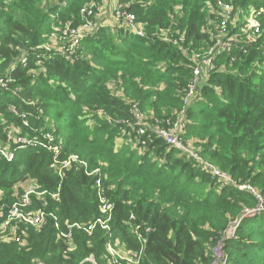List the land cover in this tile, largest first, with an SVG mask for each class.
Listing matches in <instances>:
<instances>
[{
	"label": "trees",
	"instance_id": "16d2710c",
	"mask_svg": "<svg viewBox=\"0 0 264 264\" xmlns=\"http://www.w3.org/2000/svg\"><path fill=\"white\" fill-rule=\"evenodd\" d=\"M95 1L101 0H0V77L9 87L0 85V147L14 151L12 159L0 151V212L24 193L18 184L32 178L61 228L46 216L41 227L17 224L6 241L3 213L0 264H94L91 256L112 264L100 224L90 233L72 229L71 244L61 234L70 231L66 220L90 225L101 215L97 180L114 204L113 242L141 253L140 264H211L220 232L243 210L264 208V12L253 41L241 31L245 19L229 25L233 47L217 54L216 68L186 105L190 56L214 43L208 29L221 21L212 10L218 0H119L144 23L145 37L99 23L70 58L53 42L46 48L55 27L80 24L82 9ZM223 1L235 10L264 6ZM164 30L184 33L187 52L161 39ZM133 103L144 114L141 124ZM183 111L185 142L255 192L223 184L152 130ZM17 136L30 143L20 147ZM72 155L87 165L73 163L62 179L56 167ZM95 169V176L86 172ZM223 251L227 264H264V209L242 218Z\"/></svg>",
	"mask_w": 264,
	"mask_h": 264
},
{
	"label": "built area",
	"instance_id": "2783aa9c",
	"mask_svg": "<svg viewBox=\"0 0 264 264\" xmlns=\"http://www.w3.org/2000/svg\"><path fill=\"white\" fill-rule=\"evenodd\" d=\"M96 7H97L96 2H91L82 9L81 11V16L83 20L82 24L80 23L78 25H75L73 20H68L64 23L63 27H55L53 32L50 34V36L52 35L53 38H51L50 41L47 42V44H45L46 48L50 49V46L52 44L51 42L55 43L54 40L57 39L58 40L57 47L60 50H62L65 56L67 58L74 56L83 38L86 35L94 32L98 26V24H96L93 27V30H91V27H89V25L96 23L94 20L91 19V17L94 15V10ZM212 10L216 14L215 18L217 20L220 19L221 21L208 29V32L212 37L214 43L210 45L207 49H205L203 52L200 51L194 52L190 56V58L193 59L195 63L193 69V78L189 82L187 89H185L186 95L184 98V103L186 105H191L196 95L197 88L200 85L201 81L206 79L209 73L216 68L215 57L217 56V54L230 51L231 48L233 47V42L236 40L237 36L235 34L229 36V31H228L229 25L231 26L235 25L236 27L237 22L241 21L242 19H245L246 24L241 31L243 33H248L247 39L249 41L255 40L258 37L257 35L260 34L261 32L259 16L264 12L263 7L257 8L253 6L247 10L246 9L235 10L233 5H231V3H227L223 0H218L215 8H213ZM113 11L115 13V17L118 20V24L116 25L124 27L125 30L136 36L145 37L147 35L144 23L140 22L137 19L136 14L127 8V4H122L120 3L119 0H117V5L116 6L114 5ZM79 27H84V28L79 29ZM158 36L165 41L173 43L175 46H179L183 52H187L186 49H184L182 46L186 41V36L184 33L177 31L174 32L173 35H170L169 31L164 30L161 34L158 33ZM21 62L23 64H26L27 57L26 56L22 57ZM0 85L4 88H9L8 81H5L2 77H0ZM9 111L16 114L18 113L15 106H10ZM131 112L136 117L137 122L141 124L140 119L143 117L144 114L140 112L138 103L132 104ZM156 122L161 123L160 120H156ZM185 126H186V121L184 120V111H183L180 114L179 118H177L176 120L172 121L170 118H168L166 119V122L164 124L155 125L154 127H152V130L157 134L158 137L162 138L169 147L179 150L182 154H185L188 158H192L193 160L202 164L204 167H206L209 171L212 172L214 177H218L223 182V184L235 186L241 190H250L255 192L251 186L247 184H240L227 173L220 171L218 168L214 166L213 163L206 160L201 155L200 150L194 148L195 146L193 144H190V142H185L183 138V132ZM145 131H146L145 128L141 125L139 127L138 132L140 134H144ZM17 132L18 130H15L12 133H17ZM183 140L185 143L183 142ZM15 141L23 142L22 144H24V146L26 145V143H30L26 141L25 138L19 136L16 137ZM186 143L189 144L190 146H188ZM0 151L1 154L7 151V154H2L7 158L9 157L12 158L13 156L12 154H10V152H8L7 149L3 147H0ZM73 163L79 166L87 165L86 161L81 159L78 155L70 156L68 160L64 161L61 164V166L56 167L62 179L64 176V170L70 168ZM86 172L91 176H95L98 173V169H95L91 172L87 170ZM95 189L101 204V215L98 216L96 221L94 223H91L90 225H85L83 223L70 224L69 220H66L65 224L68 230L70 231L67 233L62 232L61 233L62 236L68 240L67 241L68 244H71L73 241L71 235L72 229L79 228L81 230H85L86 232L90 233L98 223L101 225L103 229L107 231L109 235V241L107 242V249L110 252L112 264H140L141 253H131L124 246L123 249L126 254V257L123 258L124 260L123 261L119 260V258L121 259L119 255L115 257L116 247L114 245L112 238L113 237L112 219H113L114 204L106 196V191L100 180H97L95 184ZM59 195L60 194L58 192L56 194H53V197L59 200ZM28 203L29 200L27 198L25 202L22 204V207L26 206ZM45 205L46 202H44L43 207L27 215L19 213L18 205H15L14 208H12L13 210L9 212L7 218H5L3 222L2 236H6V238L5 239L3 238V240L8 241L10 237L13 234H15V232L18 230L16 227L18 226L17 223L12 225V223L14 222L13 220L16 219L15 217L17 216H22L23 217L22 219H24L25 222H30L37 227L42 226L46 216H51L55 220V227L58 230L61 229L58 216L53 213L48 214L46 212ZM263 209H264L263 206L260 205L257 208L243 210L241 216L232 220L229 223V225L220 232V240H218V242L213 248L214 257L211 264H227L228 262L227 254L223 251V240L230 236H233L236 233L237 228L240 222L242 221L243 217L252 216ZM0 216H3L2 212H0ZM140 235L141 234L139 233V238H141Z\"/></svg>",
	"mask_w": 264,
	"mask_h": 264
},
{
	"label": "rangeland",
	"instance_id": "374dc122",
	"mask_svg": "<svg viewBox=\"0 0 264 264\" xmlns=\"http://www.w3.org/2000/svg\"><path fill=\"white\" fill-rule=\"evenodd\" d=\"M95 2L97 4V7L95 8L94 15L91 17V19L94 20L96 23L89 25V27H91V30H93V27L99 23L107 24V25L118 24V20L115 17V13L113 11L114 5L115 6L117 5V0H115V1L114 0H101L99 3L97 1H95ZM262 7L264 8V6H262ZM82 23H83V20H82L81 24ZM83 28L84 27H79V29H83ZM162 36H164V35H162ZM51 38H53L52 35L49 37L48 42L50 41ZM54 42H55L54 44L57 45L58 40L55 39ZM204 50L205 49L201 50L200 52H203ZM204 81L205 80H202L200 85ZM135 119H136V117H135ZM18 142L19 143H17V144H20V147H25L24 144H22L23 142H21V141H18ZM183 142H184V140H183ZM190 144H192V143H190ZM187 145L190 146L189 144H187ZM191 147H192V145H191ZM194 148L199 149L198 147H194ZM8 152H10V154L13 155L12 156V158H13L14 157V151L8 150ZM2 154H7V151H5ZM12 158L9 157V159H12ZM18 186L22 187V189L24 190V193L23 194H19V193L16 194V201L13 203V205L10 208H8L9 205L7 203L4 204V211H3L4 219L7 218V216H8V214L6 213L5 210H7V208H8V210H10V209L13 210L12 208H14L15 205H18V212L21 214H24V215L30 214L31 212L38 210L40 207L36 208L33 206L32 195H34L36 197V200L39 201L40 205H42V204L44 205V202H45L44 201V192H42L40 190V185L37 182V180L30 178L29 180H27L25 182H20V184H18ZM0 195H3V192H1ZM27 198L29 200V203L26 206L22 207V204L25 202V200ZM43 205H42V207H43ZM45 209H46V205H45ZM11 210H10V212H11ZM15 218L16 219H14L13 221L17 224H23V222H25V220L22 219L23 218L22 216H17ZM16 227L18 229V226H16ZM7 231H5V232H7ZM3 238L5 239L6 236H3ZM114 245L116 247L115 248V257H117L119 255L121 257V259L119 258V260L123 261L124 260L123 258L126 257L123 246H118L119 244L115 243V242H114ZM92 257H94V256H92ZM93 260H95V259L93 258Z\"/></svg>",
	"mask_w": 264,
	"mask_h": 264
},
{
	"label": "water",
	"instance_id": "95a60500",
	"mask_svg": "<svg viewBox=\"0 0 264 264\" xmlns=\"http://www.w3.org/2000/svg\"><path fill=\"white\" fill-rule=\"evenodd\" d=\"M93 258H94V257H92V256H91V258H90V259H91V260L93 261V263L95 264V260H93ZM94 259H95V258H94Z\"/></svg>",
	"mask_w": 264,
	"mask_h": 264
},
{
	"label": "crops",
	"instance_id": "0c3cea01",
	"mask_svg": "<svg viewBox=\"0 0 264 264\" xmlns=\"http://www.w3.org/2000/svg\"><path fill=\"white\" fill-rule=\"evenodd\" d=\"M104 25H107V24H104ZM116 25V24H115Z\"/></svg>",
	"mask_w": 264,
	"mask_h": 264
}]
</instances>
